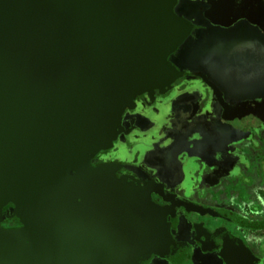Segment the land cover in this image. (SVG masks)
I'll return each instance as SVG.
<instances>
[{
  "label": "water",
  "instance_id": "water-1",
  "mask_svg": "<svg viewBox=\"0 0 264 264\" xmlns=\"http://www.w3.org/2000/svg\"><path fill=\"white\" fill-rule=\"evenodd\" d=\"M258 2L205 17L230 26ZM200 26L179 0H0V264H264L226 228L182 234L189 210L154 181L92 164L136 96L207 77Z\"/></svg>",
  "mask_w": 264,
  "mask_h": 264
},
{
  "label": "flooded vegetation",
  "instance_id": "flooded-vegetation-1",
  "mask_svg": "<svg viewBox=\"0 0 264 264\" xmlns=\"http://www.w3.org/2000/svg\"><path fill=\"white\" fill-rule=\"evenodd\" d=\"M214 1L179 0L203 30L207 77L187 73L136 96L121 137L92 164L154 181L161 205L189 210L182 234L226 228L264 263V0L230 26L206 19Z\"/></svg>",
  "mask_w": 264,
  "mask_h": 264
}]
</instances>
